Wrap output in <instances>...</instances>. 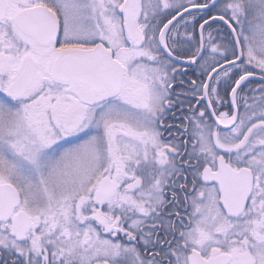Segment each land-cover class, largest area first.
Masks as SVG:
<instances>
[{
  "label": "snow or ice",
  "instance_id": "6c2138e0",
  "mask_svg": "<svg viewBox=\"0 0 264 264\" xmlns=\"http://www.w3.org/2000/svg\"><path fill=\"white\" fill-rule=\"evenodd\" d=\"M0 264H264V0H0Z\"/></svg>",
  "mask_w": 264,
  "mask_h": 264
}]
</instances>
